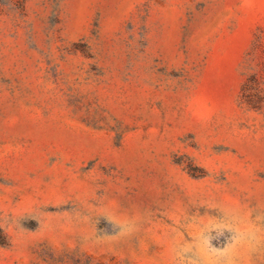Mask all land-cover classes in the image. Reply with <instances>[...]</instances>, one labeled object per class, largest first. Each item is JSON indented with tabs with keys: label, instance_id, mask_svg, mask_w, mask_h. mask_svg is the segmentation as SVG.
<instances>
[{
	"label": "rangeland",
	"instance_id": "374dc122",
	"mask_svg": "<svg viewBox=\"0 0 264 264\" xmlns=\"http://www.w3.org/2000/svg\"><path fill=\"white\" fill-rule=\"evenodd\" d=\"M0 264H264V0H0Z\"/></svg>",
	"mask_w": 264,
	"mask_h": 264
},
{
	"label": "trees",
	"instance_id": "16d2710c",
	"mask_svg": "<svg viewBox=\"0 0 264 264\" xmlns=\"http://www.w3.org/2000/svg\"><path fill=\"white\" fill-rule=\"evenodd\" d=\"M0 232H1V230H0Z\"/></svg>",
	"mask_w": 264,
	"mask_h": 264
}]
</instances>
